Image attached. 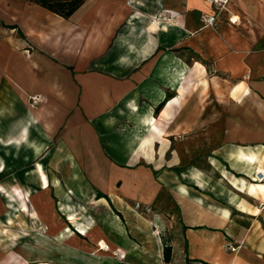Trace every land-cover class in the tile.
<instances>
[{
    "label": "crops",
    "instance_id": "obj_1",
    "mask_svg": "<svg viewBox=\"0 0 264 264\" xmlns=\"http://www.w3.org/2000/svg\"><path fill=\"white\" fill-rule=\"evenodd\" d=\"M227 8L207 26L203 14L215 11L207 0H86L70 17L31 0H0L5 207L33 218L43 210L40 200L29 205L32 192L1 183L7 165L32 166L22 178L40 181L48 204L51 192L63 196L58 208L74 227L63 231L83 251L94 248L79 234L88 230L97 243L95 223L74 209L71 189L99 191L110 220L105 232L97 228L110 251H96L122 254L87 253L84 264H145L139 249L150 240L160 256L149 254L153 264H263L264 178L256 177L264 174V0ZM145 209L171 240L169 262ZM38 235L21 240L27 254H0V264L60 259Z\"/></svg>",
    "mask_w": 264,
    "mask_h": 264
},
{
    "label": "rangeland",
    "instance_id": "obj_2",
    "mask_svg": "<svg viewBox=\"0 0 264 264\" xmlns=\"http://www.w3.org/2000/svg\"><path fill=\"white\" fill-rule=\"evenodd\" d=\"M32 166H22V165H16V164H9L7 165V169L6 172L3 174L2 176V180L1 183L8 186H11L12 183H14V186H19L21 187L25 192L29 191V193L32 194L30 196H32L33 198L31 199L30 197L27 196V199L30 200L29 205L32 204V200L35 201L36 200H40V204L43 207L42 211H37L34 212V218L33 215H28L25 214L23 211H20L17 207V211H14L13 209H11V207H5V204L8 203L7 201L9 200V198L6 201V198H4L3 196L0 195V206L2 209V212L0 214V254H1V258L4 260L7 256L9 255H18L20 256L22 253L27 254V251H23L24 249V245H22L20 242L23 239H30V238H39L42 237L40 235H38L39 233H42L43 235H45L46 237H49L51 240V244H49V250H50V254L52 256H59L60 259H55L56 257H51L50 259L44 261L45 264H84V260L83 258H81V256L85 257L86 255H88L87 253L92 254V257H98V255L104 256V257H112V256H117L119 254H122V252L120 250H115L112 252H98V251H102V250H106V251H110L107 248V242L105 239V235L104 234H99L103 232H105L104 227L106 225V222L109 221V216L108 213L106 212V210L103 208L102 203H100L97 200V195L99 194V191L97 190V188L95 186H92V188H90V191L88 192V194L85 195H81V193L74 191V189L72 190V200H70V203L72 204V206L74 207V209L77 210L79 216H81L82 218H84L83 220H86L85 218H87V221L89 220V218L92 216L93 221L95 223V225L92 227V238L94 237V239L97 241L96 242H92L88 237L87 231L88 230H84V233L86 232V234L84 235L86 237V239H84V236L80 233L79 235H81V241H84L85 244H87L90 248H94L90 251H83L81 250V248L79 249V243L77 241V243L74 244V240L72 239V234L71 232H64L63 229L66 225H69L74 229V227L72 226L71 222L67 219V215L63 212H61L58 208V206H60V203L63 199V196H56L54 193L51 192L52 198H50V201L52 203V206H50L48 203H46L43 199L44 202H41V194L40 192H38L37 189H40V181H32V180H26V177L22 178V175L20 172L25 171L27 168H31ZM19 170V171H17ZM16 172H19V176L17 175V177H15L14 180L13 177L10 175L11 173H14L13 175H15ZM10 175V176H9ZM39 187V188H38ZM67 190H69L67 188ZM78 191V190H77ZM34 193V194H33ZM36 195L37 198L34 196ZM69 202V201H68ZM18 204V203H17ZM37 208L39 209V206H37ZM52 208H57V217H58V221L60 222L61 226L58 230L56 229H51L49 222H48V218L50 216H53V212H51ZM11 209V210H10ZM13 210V211H12ZM145 212L147 213V215H154V232L155 233H159L160 235H162V233L166 232L165 229H163V225L161 220L157 217V213L154 214V212H150V210L145 209ZM150 213V214H149ZM32 218H31V217ZM149 217V216H148ZM54 219H52V224ZM6 221H9V223H7ZM101 227V231L97 228V226ZM158 227H160L159 232H158ZM53 230H56L55 232ZM1 231H8L5 233H1ZM21 231H26L27 234H22L20 233ZM14 233L17 234V236H23L20 237V239H12L10 238L11 235H13ZM167 234V233H166ZM90 237V238H91ZM32 240V239H31ZM18 242V243H17ZM89 242H92L91 244H88ZM77 246V247H76ZM109 247V246H108ZM79 249V250H77ZM81 250V251H80ZM98 250V251H96ZM140 254H143L145 257L142 261V263L145 264H153L154 262L149 259V254H154V257L160 258L159 253L156 252L155 250V245L153 243H151V240L149 241V243H147L146 241L141 243V247L139 249ZM123 257V256H122ZM97 259L93 258L90 259L89 263L87 264H101V260L104 261L103 259H101L98 263L96 261ZM59 261H61L59 263ZM106 262V261H105ZM36 264V263H34ZM106 264H108L106 262ZM110 264V263H109ZM264 264V263H263Z\"/></svg>",
    "mask_w": 264,
    "mask_h": 264
},
{
    "label": "trees",
    "instance_id": "obj_3",
    "mask_svg": "<svg viewBox=\"0 0 264 264\" xmlns=\"http://www.w3.org/2000/svg\"><path fill=\"white\" fill-rule=\"evenodd\" d=\"M41 4L44 7L58 13L64 17H70L79 7H81L86 0H31ZM164 102L159 105V108L162 107ZM100 195H105L100 193ZM109 199V198H108ZM111 205L113 206L111 200L109 199ZM114 207V206H113ZM115 211L123 218V215L114 207ZM163 241V257L166 262L171 260L172 253V244L171 240L168 237V234L162 233L161 235ZM205 264H210L206 261H203Z\"/></svg>",
    "mask_w": 264,
    "mask_h": 264
},
{
    "label": "built area",
    "instance_id": "obj_4",
    "mask_svg": "<svg viewBox=\"0 0 264 264\" xmlns=\"http://www.w3.org/2000/svg\"><path fill=\"white\" fill-rule=\"evenodd\" d=\"M209 1L214 7H215V11L210 12V13H204L203 14V19L205 21V24L207 26H213L217 23V20L219 18V13L221 12L222 9L227 10V6L230 3L231 0H207ZM239 19V16H237L235 18V15H231L229 16L228 20L232 23H237ZM32 102L36 103L40 100V97L38 95H34L31 97ZM258 180H261L264 178V174L261 175H257L256 177ZM228 244V248L231 251H234L236 249V246L233 245L231 242L227 243Z\"/></svg>",
    "mask_w": 264,
    "mask_h": 264
},
{
    "label": "bare ground",
    "instance_id": "obj_5",
    "mask_svg": "<svg viewBox=\"0 0 264 264\" xmlns=\"http://www.w3.org/2000/svg\"><path fill=\"white\" fill-rule=\"evenodd\" d=\"M53 224H52V226H58L59 224H60V222L58 221V217H57V213L55 212V210L53 211ZM70 225V224H69ZM69 225H66L64 228H65V230H67V231H70V226ZM73 229V228H72ZM73 231V230H72ZM75 231V230H74ZM89 235H91V234H89ZM74 236H77L76 234H74ZM92 236V235H91Z\"/></svg>",
    "mask_w": 264,
    "mask_h": 264
}]
</instances>
